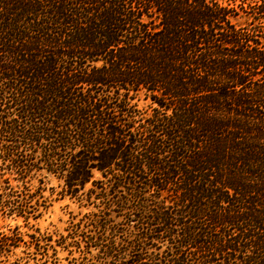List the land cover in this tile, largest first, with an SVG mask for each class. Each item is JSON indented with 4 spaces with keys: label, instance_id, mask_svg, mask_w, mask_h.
Wrapping results in <instances>:
<instances>
[{
    "label": "trees",
    "instance_id": "obj_1",
    "mask_svg": "<svg viewBox=\"0 0 264 264\" xmlns=\"http://www.w3.org/2000/svg\"><path fill=\"white\" fill-rule=\"evenodd\" d=\"M0 216V264H264V0H0Z\"/></svg>",
    "mask_w": 264,
    "mask_h": 264
},
{
    "label": "rangeland",
    "instance_id": "obj_2",
    "mask_svg": "<svg viewBox=\"0 0 264 264\" xmlns=\"http://www.w3.org/2000/svg\"><path fill=\"white\" fill-rule=\"evenodd\" d=\"M51 187H55L57 191H60V188H58V182L51 178L46 186V191L44 193L45 196L49 198L50 206L47 211L44 212L41 219L32 221L31 224L28 225V227L40 228L44 232L58 231L60 233H64V230L69 225L72 216L75 215L77 217H82L85 213L88 212V210L87 208H81L79 203H74L68 198L57 200L59 196L57 195V192L54 195L51 194ZM16 225L21 226L24 232L29 231V228L26 227L22 220L17 221L0 216V231L6 230L9 226L14 227ZM17 254L23 256L20 251H18ZM66 256V253L59 252L58 257L61 264H67V261L64 259ZM24 257V262L30 260L29 257Z\"/></svg>",
    "mask_w": 264,
    "mask_h": 264
}]
</instances>
